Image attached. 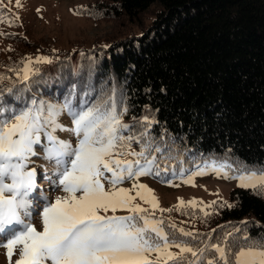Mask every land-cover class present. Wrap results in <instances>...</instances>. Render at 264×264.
I'll return each instance as SVG.
<instances>
[{
    "label": "snow or ice",
    "instance_id": "obj_1",
    "mask_svg": "<svg viewBox=\"0 0 264 264\" xmlns=\"http://www.w3.org/2000/svg\"><path fill=\"white\" fill-rule=\"evenodd\" d=\"M52 62L46 56L27 58L22 68L8 69L25 87L8 88L7 97L0 87V247L6 249L8 264H264V233L252 237L243 231L238 237L228 232L216 242L201 241L200 247L192 243L199 234L156 215L176 211L195 217V211L186 209H194L198 202L185 204L181 199L173 208H161L152 190L138 182L140 177H161L168 172L167 167L161 168L158 155L163 160L176 157L152 135V127L158 123L154 117H141L143 131L131 134L133 126L123 123L128 106L116 86L106 98L79 104L75 90L62 103L24 98L27 83L39 71L34 65ZM5 79L0 74V84ZM62 116L71 120V127L60 122ZM58 132L75 136V146L60 139ZM133 143L139 145V151L132 150ZM37 146L42 159L55 169L44 178L54 191L63 193L54 200L40 197L42 229L31 222L33 210L39 207L30 199L38 186V170L30 168ZM210 172L237 180L242 189H264V167L233 165L230 158H202L194 171L180 160L179 173L172 169L173 177L179 175L189 185L195 176ZM128 181L131 188L123 187ZM160 182L176 186L163 177ZM138 200L149 207H142ZM217 206L225 205L213 201L200 207V219L213 214L206 208ZM212 239L209 233L208 241ZM209 252L215 255L207 256Z\"/></svg>",
    "mask_w": 264,
    "mask_h": 264
},
{
    "label": "trees",
    "instance_id": "obj_2",
    "mask_svg": "<svg viewBox=\"0 0 264 264\" xmlns=\"http://www.w3.org/2000/svg\"><path fill=\"white\" fill-rule=\"evenodd\" d=\"M104 2L99 4L103 14L130 22L150 8L155 11L138 34L79 49L77 71L66 61L59 67L55 63L53 82L35 81L24 98L62 103L75 90L79 104L106 98L116 86L128 106L123 123L133 126L131 134L143 131L139 119L145 115L158 121L152 135L176 157L163 160L158 155L161 168H168L161 174L165 179L173 167L179 172L180 160L191 171L210 156L250 169L264 167V0ZM12 84L0 86L6 97L8 88L16 89ZM132 147L139 151L138 144ZM38 153L37 159L42 158L43 152ZM229 201L231 207L207 209L213 214L205 220L199 209L187 208L197 213L190 216L196 226L185 225L186 215L176 211L156 215L199 234L192 243L200 247L201 241L216 242L228 232L238 237L243 231L252 237L264 233V189H233ZM236 228L242 232L235 233Z\"/></svg>",
    "mask_w": 264,
    "mask_h": 264
},
{
    "label": "rangeland",
    "instance_id": "obj_3",
    "mask_svg": "<svg viewBox=\"0 0 264 264\" xmlns=\"http://www.w3.org/2000/svg\"><path fill=\"white\" fill-rule=\"evenodd\" d=\"M104 1L0 0V74L6 77L0 86L5 83H13L12 85L16 89L24 88L25 84L20 83L15 73L8 71V69L22 68V62H26L27 58L35 59L37 56L49 57L53 62L51 64L34 65L39 72H43V75L38 76V72L37 75L32 76L31 81L27 83V87L39 80L52 83L54 78L51 77V70L55 63L59 67L61 63L66 61L70 70L76 68L77 71L80 63V60L78 61L79 49L105 46L124 36L138 34L148 25L155 11V8H150L139 16V20L130 22L124 17L113 18L103 14L100 11L99 4L105 3ZM18 4L19 6H17ZM60 122L66 127H70L71 120L67 116H62ZM60 136L63 140H68L75 146V136L67 132H60ZM136 149L137 147H132V150ZM39 151L37 149V154H39ZM37 156L33 157V161L37 159ZM126 158L131 159V157ZM30 168L38 170V186L30 199L39 205L33 210L35 214L32 216L31 222L38 229H42L39 218V211L42 210L40 197L47 196L49 199L54 200L57 195H63V193L59 190L54 191L49 181L44 178L55 170L54 165L38 158ZM187 174L185 173V178ZM161 177L164 176L161 175ZM161 177L144 176L140 177L138 182L150 188L158 199L160 207L165 209L173 208L181 199L185 204L192 200L197 201L198 204L195 207L197 210L203 205L211 204L213 201L231 205L232 203L229 201L230 191L240 188L237 186V180L224 179L211 172L203 176H195L193 178L194 186L184 183L179 175L173 177L172 174L167 179L172 180L173 185L176 186H168L160 182ZM131 184L132 182L128 181L122 186L131 188ZM137 203H141L142 207H149L139 200ZM205 211H207V208ZM156 214L161 213L157 212ZM117 215H127V213L118 212ZM190 219H192L190 215H186L183 223L185 225H191L190 223H192L196 226L195 222L190 221ZM170 250L173 253L179 251L176 248ZM16 258L14 256L13 259ZM0 264H8L6 249L2 247H0Z\"/></svg>",
    "mask_w": 264,
    "mask_h": 264
}]
</instances>
